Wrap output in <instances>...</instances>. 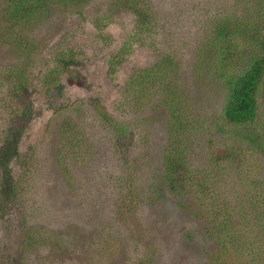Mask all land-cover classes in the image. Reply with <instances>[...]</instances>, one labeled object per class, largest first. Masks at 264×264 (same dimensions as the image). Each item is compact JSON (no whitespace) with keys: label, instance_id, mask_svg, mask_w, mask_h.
<instances>
[{"label":"rangeland","instance_id":"1","mask_svg":"<svg viewBox=\"0 0 264 264\" xmlns=\"http://www.w3.org/2000/svg\"><path fill=\"white\" fill-rule=\"evenodd\" d=\"M9 2L0 146L30 115L0 192V264H264V90L239 135L220 120L222 72L254 59L264 0H67L23 17ZM218 15L245 33L218 39ZM169 100L191 122L181 136ZM174 131L194 178L177 195L163 182ZM220 148L237 170L211 167Z\"/></svg>","mask_w":264,"mask_h":264},{"label":"trees","instance_id":"2","mask_svg":"<svg viewBox=\"0 0 264 264\" xmlns=\"http://www.w3.org/2000/svg\"><path fill=\"white\" fill-rule=\"evenodd\" d=\"M66 1L67 0H10L9 5L5 7V10L11 17H16L19 15L22 17L26 15L32 16L35 12L40 10L38 8L39 6L42 7L46 3L50 2L64 3ZM262 11L264 15V7L262 8ZM220 16L221 15H218L217 17L219 18L217 20H214V26H216L215 36L218 39L222 40L225 38V36H230V33L232 35L234 34L235 36H239L245 33V31H242L239 26H237V24H234L235 31H230L228 28L230 23H227V21H219V19L221 18ZM245 27L248 29L247 26ZM252 30L254 31H252L251 33V38L255 40L254 45L256 47L257 53L254 59L249 63V67L240 74H237L236 72L232 73L225 69L221 75L224 80L223 89L225 91V97L221 109L220 120L224 125L231 126L233 128H238L239 133L237 135L240 134L241 129H245V127H249L257 121L259 111L258 96L260 92L264 90V17L260 19V24ZM143 82H145V79H143ZM129 83L134 85L133 80H130ZM18 85L20 86V88L18 89H22V91H24L25 88H22V85L20 84ZM16 89L17 87H11L10 91H15ZM132 89L133 93H135L134 86L132 87ZM262 97L264 98V95ZM168 102L169 107H171V120L174 122V124L176 123L178 134L181 136L185 132L187 124V130L191 128V122H189V120L184 122H182V120H179V114L177 115V113L174 112V110L176 109L175 104L172 100H169ZM95 111L99 113L102 121L107 124H110L113 127V132H115L116 134H120L121 131L118 130L119 127H116L114 120L109 117V115L105 112L104 109H101L100 111ZM29 115L30 113L28 111L25 121L19 126V128L15 129L14 131L13 129H8L1 142L2 145L0 146V192L2 191L5 197L9 194L7 190L11 188V182L8 173V164L15 156L14 154L17 144L19 142V137L28 124ZM218 130L221 131L222 129L218 127ZM174 133H176V131H174ZM242 138L243 140H252V142H255L256 140L251 139V137L248 136ZM175 141H178L177 133ZM171 146L173 147L172 151L167 152L165 156L163 182L165 183L166 188L170 192L175 193L177 195L180 189H183V187L186 186V182L188 181L189 183H191L192 180L194 181V178L192 179L191 170L184 164V152L183 150H181L184 148L182 143H180L179 141L177 143H174L173 141V144H171ZM242 149L245 151L243 147ZM209 158H211V161L209 162L212 168H220L218 170L220 172L218 173H222L221 167L223 165V161L228 163L232 168L235 167L236 170L237 167L242 164L239 157L233 156L231 153L228 152V148H220L218 149V152L213 151L210 154ZM210 174H212L211 176H214V170L213 172L211 171ZM192 186L194 187L195 193L205 192L204 184H199L197 182L193 183ZM243 187H245L244 190L250 192L254 190L257 192L256 187L251 182L246 183V181H244ZM200 188L202 191L199 190ZM225 215L228 217V214ZM260 215L262 216V218H264V209L260 211ZM6 264H10V257L6 259Z\"/></svg>","mask_w":264,"mask_h":264}]
</instances>
